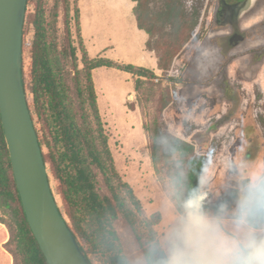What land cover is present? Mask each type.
<instances>
[{
  "label": "trees",
  "instance_id": "1",
  "mask_svg": "<svg viewBox=\"0 0 264 264\" xmlns=\"http://www.w3.org/2000/svg\"><path fill=\"white\" fill-rule=\"evenodd\" d=\"M132 1L136 3L134 14L138 29L148 35L146 49L156 54L157 69L162 71L163 77L171 79L170 68L174 60L185 45L197 37L200 21L215 0H163L161 14H154L150 9L155 0ZM31 5L34 12L26 17V23L32 26L34 35L30 46L29 80L23 63V85L50 182L56 184L53 192L56 191L60 198L61 213L92 264L98 261L130 264L117 229L120 222L134 231L146 264H151L149 249L135 226L143 209L133 189L116 169L98 105L93 72L106 67L130 74L135 78V92L138 93L139 85L152 84L155 71L107 58H91L82 33L78 0H55L54 21L47 18L44 0H28L27 8ZM60 8L62 36L56 28ZM75 38L79 48L74 44ZM152 40H155V46H152ZM24 43L25 29L23 52ZM77 51L81 53V59ZM178 100L175 92L174 100L163 109L164 120L155 127L153 152H162L166 156L179 154L175 173L183 172L185 190L195 191L204 198L205 206L212 208L231 199L241 186L228 182L217 192L207 191L205 177L212 154L200 149L198 138L201 132L210 130L186 117L178 124L173 112ZM260 124L264 132V121ZM0 210L11 220V225H7L9 240L5 248L12 255L14 264H48L21 205L1 117ZM157 218L159 220L160 215ZM157 223L155 221L153 225ZM147 224L153 235L152 221ZM159 250L162 255L164 251L160 247Z\"/></svg>",
  "mask_w": 264,
  "mask_h": 264
},
{
  "label": "rangeland",
  "instance_id": "2",
  "mask_svg": "<svg viewBox=\"0 0 264 264\" xmlns=\"http://www.w3.org/2000/svg\"><path fill=\"white\" fill-rule=\"evenodd\" d=\"M105 1L85 0L84 3L86 25L83 37L90 57L127 64L141 60V48L136 44L135 35L118 26L117 10L120 11L128 0ZM162 1L151 3L150 9L154 14L164 11ZM104 3L105 6L99 8ZM44 4L48 20L54 21L55 0H44ZM211 7L200 21L197 37L188 42L174 60L170 68L171 79L164 78L162 71L157 69L154 52L149 55L150 61L144 63L152 67L156 77L152 84L139 85L138 93L135 92V78L130 74L106 67L93 72L98 105L116 169L122 180L133 189L143 209L135 226L148 249L149 245L157 242L165 251L170 233L179 221L176 204L166 197L165 191L169 177L177 170L175 165L180 156L156 154L152 148L155 127L163 122V109L174 100L175 92L179 97L173 111L176 122L180 124L186 117L210 130L201 132L198 138L200 149L212 154L211 166L205 177L207 191L217 192L228 182L242 186L241 173L245 178L255 175L264 180V132L259 126L264 121V62L252 64L256 58L255 50L253 53L246 50L228 52V43L219 32L213 31L215 23L212 22ZM58 11L60 17L56 28L58 35L62 36V9ZM33 12L34 6L31 5L27 8L26 17ZM91 18L95 22H91ZM24 29L23 59L26 79L29 80L34 30L26 20ZM140 33L146 37L145 32ZM74 44L79 48L77 38ZM151 44L155 46V40ZM77 52L81 59V53ZM229 57L238 58L230 64ZM29 101L32 102L31 97ZM51 184L55 190L56 184ZM54 194L62 208L56 191ZM122 195L126 197L124 193ZM149 220L152 221L153 235L147 224ZM0 221L5 223L8 231L7 225H11V220L1 210ZM155 221L158 223L153 225ZM117 229L130 264H146L134 231L124 222H120ZM96 264L104 263L98 261Z\"/></svg>",
  "mask_w": 264,
  "mask_h": 264
},
{
  "label": "water",
  "instance_id": "3",
  "mask_svg": "<svg viewBox=\"0 0 264 264\" xmlns=\"http://www.w3.org/2000/svg\"><path fill=\"white\" fill-rule=\"evenodd\" d=\"M27 3L0 0V117L12 172L26 220L47 263L92 264L61 213L29 111L22 76Z\"/></svg>",
  "mask_w": 264,
  "mask_h": 264
},
{
  "label": "clouds",
  "instance_id": "4",
  "mask_svg": "<svg viewBox=\"0 0 264 264\" xmlns=\"http://www.w3.org/2000/svg\"><path fill=\"white\" fill-rule=\"evenodd\" d=\"M241 176V188L212 208L185 190L182 171L170 176L165 195L179 221L162 255L157 244L149 245L151 264H264V180Z\"/></svg>",
  "mask_w": 264,
  "mask_h": 264
},
{
  "label": "flooded vegetation",
  "instance_id": "5",
  "mask_svg": "<svg viewBox=\"0 0 264 264\" xmlns=\"http://www.w3.org/2000/svg\"><path fill=\"white\" fill-rule=\"evenodd\" d=\"M246 1L215 0L210 8L213 31L228 43V52L255 50L252 64H260L264 62V0H253L244 9ZM236 58H230V64Z\"/></svg>",
  "mask_w": 264,
  "mask_h": 264
},
{
  "label": "crops",
  "instance_id": "6",
  "mask_svg": "<svg viewBox=\"0 0 264 264\" xmlns=\"http://www.w3.org/2000/svg\"><path fill=\"white\" fill-rule=\"evenodd\" d=\"M102 2H106L105 0H101ZM85 0H78V6L80 9V20H81V28H82V33L84 30V26L86 25L85 22ZM106 3H104L103 5H100V7H104ZM136 3L133 2L132 0H128L125 2L124 7L121 8V10H117L118 13V18H119V22H118V26L122 27L123 29H125V31L128 30V32H131L132 34L135 35L136 40V44L139 45V47L141 48V60H133V65L136 66H142L145 68H150L151 70L152 67H148V65L144 62H146V60H149V55L152 53L150 51H148L146 49V42L148 40V35L145 32V36L143 37L141 35L140 32H144L142 30L138 29L137 26V21H136V17L134 14V9H135ZM98 8V7H97ZM95 8V10L97 9ZM94 15V14H92ZM94 17V16H93ZM91 22H95L93 18H91ZM88 21V22H89ZM90 23V22H89ZM150 61V60H149ZM156 63H157V59H156ZM151 64V63H150ZM154 65V63H153ZM152 66V65H150ZM157 67V64H156ZM9 240V234L8 231L5 227L4 224L0 223V264H14V260L12 255L6 250L5 245ZM10 256H11V260H10ZM6 259L9 260V263L6 262Z\"/></svg>",
  "mask_w": 264,
  "mask_h": 264
}]
</instances>
